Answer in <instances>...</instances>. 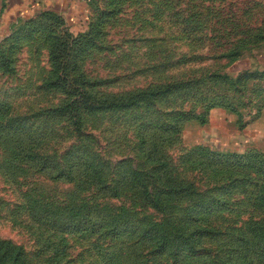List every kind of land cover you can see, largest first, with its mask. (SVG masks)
Instances as JSON below:
<instances>
[{
	"label": "rangeland",
	"instance_id": "1",
	"mask_svg": "<svg viewBox=\"0 0 264 264\" xmlns=\"http://www.w3.org/2000/svg\"><path fill=\"white\" fill-rule=\"evenodd\" d=\"M94 9L0 36V264H264V0Z\"/></svg>",
	"mask_w": 264,
	"mask_h": 264
},
{
	"label": "crops",
	"instance_id": "2",
	"mask_svg": "<svg viewBox=\"0 0 264 264\" xmlns=\"http://www.w3.org/2000/svg\"><path fill=\"white\" fill-rule=\"evenodd\" d=\"M101 0H0V36H8L21 19L49 12L61 16L67 28L78 32L87 26Z\"/></svg>",
	"mask_w": 264,
	"mask_h": 264
},
{
	"label": "trees",
	"instance_id": "3",
	"mask_svg": "<svg viewBox=\"0 0 264 264\" xmlns=\"http://www.w3.org/2000/svg\"><path fill=\"white\" fill-rule=\"evenodd\" d=\"M39 16H41V17H43V18H46L47 20H52V21H57V22H59L62 26H65V28H66V31H69L68 30V28H67V26L65 25V20L61 17V16H59V15H57V14H54V13H49V12H45V13H41V14H39ZM69 33V32H68ZM195 117L194 116H191V117H188L187 119H189V120H192V119H194ZM205 121H206V118H203V120L201 121V122H203V123H205ZM148 127H150V125H146V126H144V128H148ZM160 128H167L168 130H170V131H174V132H176V131H178V129H179V126H177V125H175V126H165V127H160ZM107 225V224H106ZM104 227H107V226H104ZM109 230H111L112 232H115V233H117V234H122V232H120V228H117V227H110V229Z\"/></svg>",
	"mask_w": 264,
	"mask_h": 264
}]
</instances>
